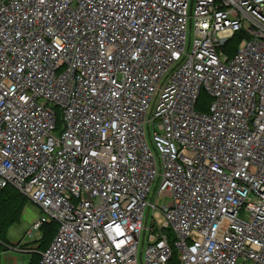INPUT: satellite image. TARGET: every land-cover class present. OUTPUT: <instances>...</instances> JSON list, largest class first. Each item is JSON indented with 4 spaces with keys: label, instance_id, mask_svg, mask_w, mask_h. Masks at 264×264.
Instances as JSON below:
<instances>
[{
    "label": "built area",
    "instance_id": "2783aa9c",
    "mask_svg": "<svg viewBox=\"0 0 264 264\" xmlns=\"http://www.w3.org/2000/svg\"><path fill=\"white\" fill-rule=\"evenodd\" d=\"M5 186L37 264H264V0H0Z\"/></svg>",
    "mask_w": 264,
    "mask_h": 264
},
{
    "label": "rangeland",
    "instance_id": "374dc122",
    "mask_svg": "<svg viewBox=\"0 0 264 264\" xmlns=\"http://www.w3.org/2000/svg\"><path fill=\"white\" fill-rule=\"evenodd\" d=\"M238 39V37L231 39L228 45L232 47L235 46ZM198 103L207 107L210 103L209 95L202 91L198 99ZM58 120L60 121L59 114ZM57 130H59V127ZM155 198L156 194H150L147 200L154 203ZM168 201V197L159 198L157 200V204H166ZM40 215L41 213L38 206L27 199L22 210L20 221L12 225L7 231V238L10 244L7 246L6 251L2 255V264H31L33 256H36L37 253L41 252V249H37V244H39L40 241L31 240L26 237V231L30 229L33 221L39 218ZM25 244H27V247H32L34 249H18L20 245L24 247ZM140 248H142L141 244L139 245V258L142 257V251H140ZM172 264H178V262L174 261Z\"/></svg>",
    "mask_w": 264,
    "mask_h": 264
},
{
    "label": "trees",
    "instance_id": "16d2710c",
    "mask_svg": "<svg viewBox=\"0 0 264 264\" xmlns=\"http://www.w3.org/2000/svg\"><path fill=\"white\" fill-rule=\"evenodd\" d=\"M234 50L235 46H229L227 43V52L232 54ZM197 108H199V106ZM25 201H27V199L13 186H5L0 189V264H2V255L6 251V245L10 244L7 238V231L12 225L20 221ZM56 231L57 225L54 221L44 222L41 226V238L36 240L40 241L38 249H41V251L45 250ZM171 241L172 240H170V242ZM173 253H175V251ZM39 255L40 254L37 253L36 256H33L31 264H37L40 258ZM174 261L177 262L175 256H172L170 264Z\"/></svg>",
    "mask_w": 264,
    "mask_h": 264
},
{
    "label": "bare ground",
    "instance_id": "6f19581e",
    "mask_svg": "<svg viewBox=\"0 0 264 264\" xmlns=\"http://www.w3.org/2000/svg\"><path fill=\"white\" fill-rule=\"evenodd\" d=\"M52 240V239H51ZM51 242V241H50Z\"/></svg>",
    "mask_w": 264,
    "mask_h": 264
},
{
    "label": "crops",
    "instance_id": "0c3cea01",
    "mask_svg": "<svg viewBox=\"0 0 264 264\" xmlns=\"http://www.w3.org/2000/svg\"><path fill=\"white\" fill-rule=\"evenodd\" d=\"M4 254V253H3ZM7 264V263H6Z\"/></svg>",
    "mask_w": 264,
    "mask_h": 264
}]
</instances>
